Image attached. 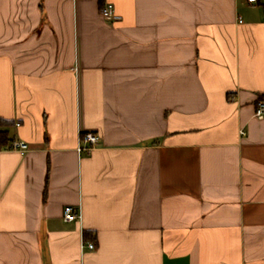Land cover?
<instances>
[{
  "label": "crops",
  "instance_id": "1",
  "mask_svg": "<svg viewBox=\"0 0 264 264\" xmlns=\"http://www.w3.org/2000/svg\"><path fill=\"white\" fill-rule=\"evenodd\" d=\"M98 1L0 0V264H264V0Z\"/></svg>",
  "mask_w": 264,
  "mask_h": 264
},
{
  "label": "built area",
  "instance_id": "2",
  "mask_svg": "<svg viewBox=\"0 0 264 264\" xmlns=\"http://www.w3.org/2000/svg\"><path fill=\"white\" fill-rule=\"evenodd\" d=\"M250 4H257L260 2V0H247ZM100 13L104 18L108 21L114 22V20H118L120 17L115 13V6L114 3H110L107 1H104L103 6L100 7ZM255 117L262 118L264 117V100H261L256 109H255ZM101 140L100 134L97 132H93L91 130H88L87 132H81L80 134V142H79V151L81 154H87L91 153V151L96 147V145L99 144ZM10 148L14 150H18L21 153H25L29 149V145L27 142L16 139L13 140L10 144ZM63 218L66 221L74 222L77 219L80 218V213L75 212V208L73 206H66L63 211ZM85 246L89 249L96 248L95 243L93 241L85 243Z\"/></svg>",
  "mask_w": 264,
  "mask_h": 264
},
{
  "label": "trees",
  "instance_id": "3",
  "mask_svg": "<svg viewBox=\"0 0 264 264\" xmlns=\"http://www.w3.org/2000/svg\"><path fill=\"white\" fill-rule=\"evenodd\" d=\"M98 2L100 4V7L103 6L104 0H99ZM13 125H14V121L12 120H7L3 118L0 119V149L8 148V147L10 148V144L14 139L9 134L8 129ZM43 191H44L43 200L45 202L48 195V178L46 180V184ZM83 233L85 240H91L92 238L91 232L84 231Z\"/></svg>",
  "mask_w": 264,
  "mask_h": 264
}]
</instances>
